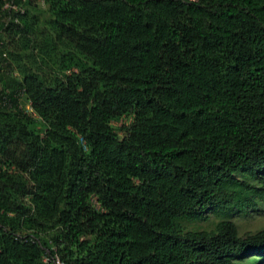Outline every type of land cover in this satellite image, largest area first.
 <instances>
[{"label":"trees","instance_id":"obj_1","mask_svg":"<svg viewBox=\"0 0 264 264\" xmlns=\"http://www.w3.org/2000/svg\"><path fill=\"white\" fill-rule=\"evenodd\" d=\"M36 1L0 20V264L264 262L230 220L264 201V0Z\"/></svg>","mask_w":264,"mask_h":264},{"label":"rangeland","instance_id":"obj_2","mask_svg":"<svg viewBox=\"0 0 264 264\" xmlns=\"http://www.w3.org/2000/svg\"><path fill=\"white\" fill-rule=\"evenodd\" d=\"M5 3L3 7H1L0 13V20L1 22L6 21V16L4 15V10H6V5L10 6L12 0H3ZM16 6V5H15ZM36 10H40V12L46 11L47 5L42 1L38 0L35 2ZM17 8V7H16ZM39 12V11H38ZM43 17H41V13L39 15L40 21ZM42 26V23H40ZM15 67V65H13ZM1 69L5 71H10L13 76H16V72L11 71L9 67L3 65ZM22 103V101H21ZM26 112L29 113L30 109L29 106L25 107ZM30 114V113H29ZM121 123H126V121L113 123L114 126L119 127ZM119 136L122 137V132H119ZM94 203V201H93ZM258 207L257 208H250L246 213H237L232 215L230 220L236 225L238 234L243 236L246 233H255L259 230L264 229V201L257 200ZM205 215L208 217L206 221L203 222H196V223H187L181 222V227L184 231H209L212 230L215 225L222 220L223 218L212 211L205 212ZM264 264V262L260 263Z\"/></svg>","mask_w":264,"mask_h":264},{"label":"built area","instance_id":"obj_3","mask_svg":"<svg viewBox=\"0 0 264 264\" xmlns=\"http://www.w3.org/2000/svg\"><path fill=\"white\" fill-rule=\"evenodd\" d=\"M5 8H13V9H16V7L14 5H11L10 6H7ZM34 116V115H33ZM35 117V116H34ZM43 261L44 262H49L51 264H64L60 259L59 257L57 256V254H54V255H49V253L46 251L45 252V255L43 257Z\"/></svg>","mask_w":264,"mask_h":264}]
</instances>
